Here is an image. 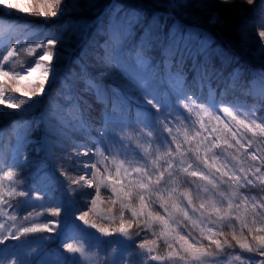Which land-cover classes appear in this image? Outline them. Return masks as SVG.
<instances>
[{"label": "snow or ice", "instance_id": "obj_1", "mask_svg": "<svg viewBox=\"0 0 264 264\" xmlns=\"http://www.w3.org/2000/svg\"><path fill=\"white\" fill-rule=\"evenodd\" d=\"M94 7L91 0H69L63 5L62 0H44L35 11L31 0H0L4 13L16 10L44 18L70 16ZM208 8L204 0H168L166 12L152 13L149 19V9L137 0H111L91 26L69 21L47 35L45 42L35 45L40 49L38 58L19 64V71L16 67L5 70V63H0V77L14 82L8 94L0 87V105L18 114L13 156L10 163L4 161L6 167L17 171H5L4 176L13 181L20 171L34 165L37 173L43 171L48 177V198L56 199L51 214L59 217L61 208L64 210L63 220L37 223L41 214L33 217L29 212L18 223V208L41 196L31 195L35 185L18 191L15 181L5 194L0 183V205L12 209L10 214L0 207V216L6 218L0 222V246H4L0 247V264H81V258L95 264H137V257L138 264H163L165 260L170 264H210L234 246L241 254L229 256V264H264V259H257L264 257V196L257 198L251 192L264 191V108L235 99L239 94H249L243 84L249 69L235 53L177 19L191 9ZM236 8L257 13L260 44L252 55L264 65V0H243V5L236 0H217L208 22L224 29L236 24L244 40L245 23H237L231 15ZM169 20L173 24L162 41L161 22L167 24ZM93 28L92 51L85 47L75 61L79 71L69 75L61 67L65 57L56 45L64 43L69 31L79 34L83 45H88ZM20 31L32 30L25 27ZM201 35L203 38L193 43ZM9 47L12 50L5 49L6 55L0 52L3 62L11 63L21 55L24 42L17 40ZM156 48L163 50L162 59L153 54ZM188 60L191 75L183 70ZM253 76L250 83L259 80L264 85V71ZM57 82L62 84L60 102L53 105L51 118L45 111L25 119L43 104L40 98H48ZM11 92L19 95L12 96ZM258 94L264 100V87ZM0 118H10L9 113L0 111ZM31 125L38 133L35 140L29 138ZM41 125L43 135L39 134ZM139 137L147 138V146L137 143L142 149L138 156L127 151L126 142ZM33 143L36 147L28 149ZM26 150L44 155L34 161ZM90 154L98 158L95 163L79 159ZM49 164L67 181L60 197L49 190L60 183L56 172L46 171ZM81 165L85 174L73 177L69 170ZM109 165L114 167V174ZM84 187L95 188V195H89L92 208L101 200V187L110 191L112 207L100 219L114 223V208L119 204L115 227L90 221L89 212L81 211L68 195ZM17 196L24 200L13 206L10 199ZM126 211L129 218H125ZM76 220L103 238L113 237L120 245V259L105 262L83 245L66 242L83 240L85 233L94 235ZM148 231L163 240L169 249L167 257L157 254V239L136 240ZM30 235L39 236V249L31 243L18 244L15 250L6 246L7 241ZM52 240H60L63 251H45ZM99 245L97 241L91 247Z\"/></svg>", "mask_w": 264, "mask_h": 264}, {"label": "rangeland", "instance_id": "obj_2", "mask_svg": "<svg viewBox=\"0 0 264 264\" xmlns=\"http://www.w3.org/2000/svg\"><path fill=\"white\" fill-rule=\"evenodd\" d=\"M216 2L217 1L215 0L212 3H208L209 7L211 9L213 7H215ZM239 4H240V2H239ZM209 12L210 11L208 10V13ZM252 13H254L252 15V18H253L252 22L253 21L255 22L257 13H255V12H252ZM235 14H236V10H233L231 15H235ZM66 17L67 16L57 17L58 18L57 23H53L50 25L53 28V32H54L55 28H58L62 24V22L66 20L65 19ZM76 21H78V20H76ZM94 22L95 21L87 22V25L90 26ZM78 24L83 25L81 22H79ZM22 27H23V25H20L19 22H17L16 20H10L8 17L0 16V29H2V32H0V40L3 41V43H0V46H1L0 48H2V47L4 48L5 45L4 46H2V45L4 43H6V41L8 39H10L11 36L17 35L20 32V29ZM47 35H49V34L47 31H45L42 34L41 39H39L41 41V42H39V44L46 41ZM65 35L67 38L69 36H73V38H75V39H76V37L80 38L79 34H73L71 31L67 32ZM256 40H257V44H256V48H257L258 45L260 44V40H259L258 35L256 37ZM195 41H196V43H198L199 38L195 39ZM57 50H59V49H57ZM73 50H74V48H67L63 51L60 50L65 57V59L60 62L61 67L64 68L67 73H68V71L66 69H67L68 65L70 64V60L72 57ZM69 57H70V59H69ZM261 71H264V69H261L259 72H261ZM68 74L70 75V73H68ZM38 75H39L38 73L34 74V77L38 76ZM252 80H253V78L250 81H252ZM59 83L60 82H57L56 86L53 89H55ZM262 87H264V85H262L259 82V80H257V82L255 84L250 83L249 86L247 87L246 90L250 93L249 102L251 103V106H253V105H255L257 107L263 106V102H261L262 98L258 94ZM53 96L57 97L58 100L60 101V98L58 96H55V95H53ZM40 99H43V101H44L43 104H38L37 107L33 110L32 114H30V115H36L37 117H39L41 115V113L47 111L50 115V118H51L52 107H53V105L57 104L58 101L50 103V102H45L46 98H40ZM0 111H7L9 113V117H10L9 119L12 120L10 122L11 123L10 126L7 129H4L2 132H0V183H2L4 185L3 191L6 194V192L10 189V187L13 186V181H15L14 178H13V181H9L4 176V172L6 170V168H4V166H5L4 161H7L8 163H10L12 156H13V149H14V146L16 143V134H15L16 125H15L14 121H15V119L18 118L17 117L18 114L16 113V110L6 109L4 105H0ZM4 119L5 118H0V126H1ZM52 119H53V128L55 129L56 123H55L54 118H52ZM35 129H36V126H34V130ZM42 129H43V125H41V131L39 132L40 135H43ZM3 132L5 133V135L3 134ZM3 136H5L6 140H5L4 144L2 145ZM35 138H36V136L30 137V139H32V140H35ZM138 142L140 144H144L145 146H147V138H145V137L134 138L132 141L126 142V143H128L127 151L132 152V153H136L139 156L142 152V149L137 146ZM29 145L30 146L32 145L33 149L36 147V145L34 143L29 144ZM253 150L254 149H249L250 152ZM26 152H27V150H26ZM34 152L38 153L36 151H34ZM32 155H34V154H31V156ZM79 159L81 161H89L90 160L92 163H95L98 158L95 157L93 154H90L89 156H81ZM97 167H101V170H103V166L98 164ZM109 167H110V171L114 174V172H115L114 167L111 165H109ZM46 171L48 173L56 172V175H57L60 183H57L55 185L54 189H49V190L53 192L54 197H60L61 193L63 192L64 187L67 184V181H65L63 176L59 175V171L51 164L48 165ZM69 171L73 177H78L79 175L85 174V170L83 169L82 165L78 169H70ZM34 174L35 175L33 176V180H31L29 182L28 188H31L33 185H35V189L31 192V195L33 196V198H35L37 195H40L41 199L40 200L33 199L31 204L24 205L23 207L18 208V210H17V218H18L17 222L18 223L22 222L23 216L28 215L29 212L32 213L33 217H36L37 212H39L41 214L39 217H36L35 222H37V223H46L48 221H53V220H63L64 219L63 208H61V210H60L61 215L59 217L53 216L51 214L50 210L52 208L56 207V199L53 198L50 200L48 198V195L45 192V186L48 185V177L45 176L43 171L37 173L35 170ZM89 178H91V177H89ZM73 187H76V186L73 185ZM17 190L18 191L19 190H25V188H23V189L17 188ZM84 190H86V192L90 193L91 196L95 195V188L84 187ZM241 191H245V190L242 189ZM251 192H252V194H255L257 196V198L264 196V191H260L259 189L251 190ZM73 193L74 192H69L68 195L71 196L74 201H76L72 195ZM110 196H111L110 191L104 187H101V200L98 201L95 208H92L91 203H90V199L84 200L83 207H85V209L82 210L81 209L82 206H80V205L79 206L77 205V207L80 208L81 211H88L89 212L88 219L90 221H95L97 223H103L105 225H111V227H115L119 223V219H118L119 204H117L114 208V212L116 213V217H117L114 223L111 220H101L100 219V216L103 215L108 208L112 207V205L109 201ZM23 200H24V198L17 196L15 198H11L10 203H12L13 206H16L17 202L23 201ZM77 203H80V202H77ZM0 207L7 209V211L11 214L12 209L8 208L7 205H0ZM153 207L157 211H160L162 215H164L163 209H160L158 204H154ZM243 212H244V206L242 205L241 209H240V213L243 214ZM76 216H79V212L76 213ZM129 217H130V212L126 211L125 212V218H129ZM5 219H6L5 217L0 216V222H5ZM8 223H11V222L9 221ZM75 223L83 225V222L79 221V220H76ZM25 226H27L26 223H25ZM83 228L87 230V233H94V235H89V234L85 233L83 236V240L74 239V240H67L66 242L73 243L75 246L83 245L87 252H89L90 254L91 253H98L100 260H103L105 262H115V261L120 259V245L114 241L113 237L103 238L101 236V234L96 233L95 229H90L87 225H83ZM59 230H64V229H59ZM189 230H191L190 226H189ZM156 231H159V230L156 229ZM244 232H247V230H244ZM194 234L198 235V230ZM43 235L47 236L49 234L44 233ZM119 238L123 239V237H119ZM142 239H157V238L154 237L150 231H148L146 233H141V236L136 237V240L138 242L141 241ZM249 239H251V238H249ZM54 241L57 242L55 249L56 250L59 249L60 251H63V249L61 248V241L60 240H52V241L47 242V244L45 245V251H49L47 249V245L51 242H54ZM97 241H100L99 247H91L92 245H95L97 243ZM109 241H113V242H109ZM27 243H31V246L33 248L39 249V246H40L39 245V236L37 235L33 238V236L30 235L28 237H21L20 241H7L6 246L9 249L15 250L16 245L24 244L25 246H27ZM204 243H207V241H204ZM157 244L159 245V247L157 248V254L167 257V253H168L169 249H167V247L164 245L163 240L157 239ZM0 247H4V246H0ZM177 247H178V245H177ZM236 254H241V250L239 249V247H237L235 249H227V251L225 252L224 255H222L218 258H214L213 261L210 262V264H229V256H234ZM243 255L248 256L251 254L243 253ZM136 259H137V264H138L139 258L137 257ZM257 259H264V257H257ZM81 264H95V262L94 261L90 262L87 260H83V258H81ZM149 264H158V262H149ZM163 264H170V262L165 260L163 262ZM232 264H238V262L233 261Z\"/></svg>", "mask_w": 264, "mask_h": 264}, {"label": "trees", "instance_id": "obj_3", "mask_svg": "<svg viewBox=\"0 0 264 264\" xmlns=\"http://www.w3.org/2000/svg\"><path fill=\"white\" fill-rule=\"evenodd\" d=\"M214 1L215 0H204V3L208 5V3H212ZM67 2H69V0H62V5ZM81 2H83V0H81ZM91 2L95 5L94 8L90 10L85 9L83 13H79V12L72 13L70 16H67L65 18L66 20L63 21L62 24L58 28L54 29V32H57L62 25H66L69 21L76 22V23L81 22L82 24H87V22L95 21V16L98 13L103 12L105 8L111 3V0H91ZM137 2L141 3L142 5L146 6L149 9V13H150L149 19L151 18L152 13H161V14L165 13L167 10V4H168V0H137ZM31 3L33 5L34 10L39 11L41 5L44 4V0H31ZM236 3L238 5H243V0H236ZM244 9H247V6H244ZM244 9L236 8L234 9L236 10V14L232 15L237 20V23L239 22L245 23L246 37L244 40H241L240 32L236 24H232L229 29H224L220 26H214V25L209 24L208 10L209 11L212 10L210 7L204 11H199L197 9H191L188 12H185L181 17H177V19L179 20L181 25L194 28L202 34H208L210 37L215 39L216 44H220L229 52L235 53L237 58L240 60L241 64L245 65L249 69V71L246 73L245 79L243 80V84L245 86L248 83V81L254 78L253 74H258L261 69H264V65L261 64L260 60L256 59L252 55V53L256 49V44H257L256 37L258 35L259 26L256 22L254 21L252 22L253 20L252 15L254 14L252 13L253 11L244 10ZM0 14L7 15L11 18L25 20L27 23V28H31V30L37 29V28L40 29L43 26L50 27L51 24L57 23L58 21L57 17L56 18H44V17H39V16L28 15L25 13L18 12L16 10L8 11L6 13H4L3 10H0ZM172 24H173V21L171 20H169L167 24H164L163 22H161L160 36H161L162 41L167 36L169 30L172 27ZM95 32H96V29L93 28L91 31V34L87 37L88 42H89L88 45H83L82 43L80 46H78L79 43L81 42V38L76 37L75 39L73 38V36H69L67 38L66 35L64 38V43L62 45L61 44L56 45V49H59L61 51L67 48L75 49L74 52L72 53L70 64L68 65L66 69L68 73H70V75L72 71H79V65H77L75 61L80 58L81 53L85 51V47H87L89 52L92 51L91 41L93 37L95 36ZM20 37L21 38H18L17 40L24 42V47L21 49V55L14 58V60L11 63L2 61V63H5V70H9L11 67H16V70L19 71L20 70V68L18 67L19 64L24 63L25 61L31 62L33 59L38 58L40 49H37L35 47L36 44H39L37 37L35 35H29L28 32L27 33L22 32V36ZM198 38L202 39L203 36L201 35ZM17 40H12L11 44L16 43ZM102 42L103 41L101 40V43ZM193 43H196L195 39L193 40ZM213 47H215V45H213ZM8 50L10 51L12 50V48L9 47ZM162 52L163 50L161 48H156L153 54L155 55L157 59H162ZM89 60L91 61V57H89ZM190 69H191V61L188 60L186 64L184 65L183 70L187 75H191ZM10 75H11V72H10ZM0 87H3L5 89V93L8 94L11 91V88L14 87V82L9 80L6 77H0ZM61 87H62V84L59 83L57 87L53 89L51 93L49 94L51 95L53 100H58V98L54 97L53 95L59 96ZM11 95L18 96L19 94L11 92ZM235 99L238 100L239 102L241 101L244 102V94L237 95ZM47 100L48 98L45 99V102H47ZM257 115H260L259 111H257ZM33 116H36V115L27 116L25 117V119L31 120ZM10 121L11 119L5 118L0 128L7 127ZM31 128L34 129V125H31ZM37 134L38 133L33 131L30 136H36ZM30 149H33V148H30ZM31 154H34V155L31 156ZM29 155L32 157L34 161L39 160L43 157V154L41 153L38 154V153H35L34 151H30ZM34 171H35V166L33 165L29 168L24 169L23 171H20L18 173V176H15V177L20 180L21 184H24V186H26L28 181L34 176ZM72 195L76 200V204L78 206L79 205L82 206L81 208L82 210L85 209V207H83V202L84 200H88L89 195L91 194L86 192V190L82 188L79 191L74 192ZM77 202H80V203H77ZM244 234L247 235V232H244ZM228 238L230 240L231 236H229ZM232 243L233 245H235L234 241H232ZM237 247L238 246H234L231 249H235Z\"/></svg>", "mask_w": 264, "mask_h": 264}, {"label": "bare ground", "instance_id": "obj_4", "mask_svg": "<svg viewBox=\"0 0 264 264\" xmlns=\"http://www.w3.org/2000/svg\"><path fill=\"white\" fill-rule=\"evenodd\" d=\"M37 33V29H33V35Z\"/></svg>", "mask_w": 264, "mask_h": 264}]
</instances>
